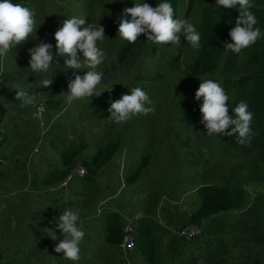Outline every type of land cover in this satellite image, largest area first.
<instances>
[{
    "label": "rangeland",
    "instance_id": "374dc122",
    "mask_svg": "<svg viewBox=\"0 0 264 264\" xmlns=\"http://www.w3.org/2000/svg\"><path fill=\"white\" fill-rule=\"evenodd\" d=\"M213 1L193 0V8L189 10L190 0H176L175 18L187 19L199 30L202 9ZM68 2L69 0L25 2V5L36 10L37 39L33 33L30 39L17 45L9 53L5 66H1L0 70V90L14 88L16 85L35 87L31 92L38 95L37 103L49 97L54 99L52 102L57 101L56 94L39 86V80L45 76L35 74V77L27 68L30 58L27 49L42 41L52 44L55 53L53 34L66 19ZM70 3L69 6L76 8L88 23L94 26L99 24L104 32L110 28L109 22L114 15L121 18L123 9L134 6L133 0H71ZM180 44H150V50L142 57L139 66L137 63L133 65L131 62L114 61L105 53V61L97 69L104 72L98 88L108 90L102 91L99 96L79 100L71 105L65 102L53 105L52 102L44 101L48 124L44 134L34 116L36 105L21 108L17 105L9 106L8 112L0 121V140L7 137L15 143L14 146L21 144V148H12V151L14 149L19 153L20 161L16 162L15 167L16 175L22 179L29 174L33 175L35 167L44 172L48 168H62L61 154L73 145L80 146L82 151L71 168L78 164L84 166L83 162L91 160L100 146L112 140L118 133L121 134L118 152L93 178L99 185V193L96 189L91 190V184L87 183L90 178L77 180L69 187L72 201L70 207L79 212L82 222L89 215L92 219L91 225L82 224L83 230L90 226V240L95 244L91 243L90 256L84 264H121L117 249L101 246L105 232L106 205H114V209L117 206L138 207L154 223H162L163 226L167 223L169 230L161 225L159 228L162 240L160 251L167 264H186L189 255L196 256L198 264H217L222 259L233 257L243 246L237 245L233 240V230H229L222 241L218 238L219 234L211 235L220 229L219 221L216 222L214 230L211 229V221L207 222L206 233L204 225L200 227V234L192 241L180 239L178 234L182 227L190 224L189 215L201 203L197 190L202 185H220L226 177H233L235 182L243 184L244 203L235 210L219 215V219L231 226L240 221L257 196L264 193V162L260 164V173L254 176L256 180L249 181L253 174L247 160L227 154L224 137L220 138L219 134L210 137L203 124L185 120L178 98L187 77L188 63L193 61L198 50L192 49L183 35ZM98 46L102 47L101 43ZM54 62L59 66L53 65L47 74L52 78L64 76L72 80L74 74L82 76L86 71L83 68L66 71L62 58L55 55ZM10 78L11 81L6 82ZM136 86L148 94L155 106V112L137 114L123 124H114L108 119L110 102L119 99L121 94L129 93ZM2 102L9 105L4 100ZM226 104L231 105L230 99ZM228 114L230 116L229 111ZM147 153H150L148 168L134 183L124 188L122 179V182L128 184L127 178L133 174ZM16 177L13 174L10 177L3 176L2 179ZM7 216L0 213L2 226L9 224L8 219H5ZM241 233L247 236L248 230ZM205 236L210 238L209 243L204 242ZM84 239L85 236L80 245ZM241 255L246 257L249 253ZM38 260L41 261V258ZM80 260L82 261L81 253ZM228 261L233 262L230 259ZM135 264H145V261L139 255L135 258Z\"/></svg>",
    "mask_w": 264,
    "mask_h": 264
},
{
    "label": "trees",
    "instance_id": "16d2710c",
    "mask_svg": "<svg viewBox=\"0 0 264 264\" xmlns=\"http://www.w3.org/2000/svg\"><path fill=\"white\" fill-rule=\"evenodd\" d=\"M27 1L14 0V2L22 4H25ZM70 1L68 2L69 5L71 4ZM146 1L152 7H155L160 2V0ZM175 1L170 0L174 9V18ZM69 5L66 6V11L68 12L66 17L71 15L81 16L76 8ZM189 6V10H191L193 8V0H190ZM221 11V9L215 6V0L207 3L202 9L199 23L201 48L198 50L193 61L188 63L187 77L182 85L178 101L181 105L185 120L200 122V101L194 98L195 92L201 82L199 78H212L217 80L229 95L231 107H235L240 101L248 104V110L253 113L250 139L244 144L238 143L235 135L224 136V140L227 154L241 156L247 160L248 166L253 174L248 180L253 181L256 180L254 176L260 173L261 162H264V35L238 54L223 50L224 43L230 40L228 32L234 26L238 12L235 9H226L222 13ZM251 11L257 19L256 27H259L262 33H264V0H253ZM119 19L120 17L118 15H114L113 19L109 22L110 28L104 32L105 39L101 42V45L105 53L114 61L131 62L133 65L137 63L139 66L142 57L150 50V43L144 40L146 37L143 34L138 37L135 43H128L127 41L121 40L117 36ZM227 21H232L233 23L229 24ZM5 62L3 66H5ZM10 81L11 78L6 80V82ZM70 81L71 79L64 76L52 78V83L48 87V90H51L52 94H56L57 97L55 100L57 101L52 102L54 99L51 100L49 97L47 100H42L43 103L45 101V103L52 102L53 105L63 104V93L67 92V84ZM22 87L30 93L35 90V87ZM11 89L13 88L8 87V89L2 88L0 90V121L8 112L9 106L17 105L20 108L23 106L20 100L14 99V90ZM51 93L49 94L51 95ZM3 100L9 105H5L2 102ZM40 102L36 104L34 109H36ZM231 107L229 109L230 116L233 115ZM120 142L121 134L118 133L112 140L100 146L91 157V160L83 162L88 171L87 175L74 177L68 183L67 188L77 180L90 178L87 183L91 184V190L96 189L99 193V185L93 178L114 158L119 150ZM11 143L7 137H2L0 140V167L7 168L12 163L16 164V162H19L18 158L14 156L15 153L12 151V147H8ZM81 151V147L76 145L63 151L61 154L63 167H58L50 172L44 178L45 183H59L58 185H60L70 173L71 166L75 164ZM149 164L150 153H147L142 157L141 162L135 168L133 174L127 178L128 184L122 182V179L121 184H125L124 188L130 186V183H134L148 168ZM232 178L226 177L220 185L205 184L200 186L197 192L201 203L196 211L189 215L188 222L199 227L204 225L206 233L207 226L205 224L207 222L211 221L213 225L210 226L214 230L216 222L219 221L221 224L220 229L211 233V235L219 234L218 238L220 241H222L221 239L224 238L229 230L234 231L232 238L237 245H243L242 248L239 249L240 251L237 254H233V257L222 259L217 264H264V193L257 196L254 204L235 225L231 226L224 220L219 219V215L237 209L245 200L243 184L235 182L236 179ZM34 182V179L29 176L24 181V183L30 184L31 186L34 185ZM64 190L66 191V187ZM111 195L113 196V194ZM113 206L106 205L104 208L105 232L103 244L108 249H117L121 264H127L118 249V244L123 237V213L121 212L126 211L129 206L122 208L117 206L115 209ZM95 218H93L94 221H96ZM90 220H92L91 216H86L83 223L91 225ZM161 224L154 223L153 219L149 216H143L140 219L136 236V252L132 258L134 264L135 258L139 257V255L143 258L145 264H167L162 259L160 251L162 240L159 228ZM166 224L164 226L161 225V227L163 226V228L165 227L169 230V225ZM22 227L25 230L20 232ZM35 227V221L28 219L20 223L18 216L12 221H9V224L2 226L0 223V264H71V261L54 257L55 254L49 248V239L47 237L41 238L35 232ZM247 230V236L241 235V232ZM179 237L186 241L193 240H188L180 235ZM204 242L209 243L210 238L205 236ZM174 243L172 245H175ZM246 252L249 253L248 256L241 255ZM38 258H41V261ZM229 259L233 260V262H229ZM187 260L186 264H198V258L196 256L189 255ZM76 264L84 263L80 260Z\"/></svg>",
    "mask_w": 264,
    "mask_h": 264
},
{
    "label": "clouds",
    "instance_id": "9594fccd",
    "mask_svg": "<svg viewBox=\"0 0 264 264\" xmlns=\"http://www.w3.org/2000/svg\"><path fill=\"white\" fill-rule=\"evenodd\" d=\"M133 3V7L123 9L118 22L117 36L121 40L135 43L143 34L146 37L144 40L150 44L181 45L180 38L183 35L192 49L201 48V32L189 20L174 18V9L170 0H160L155 7L150 6L146 0H133ZM215 6L222 10L221 13L226 9H235L238 12L234 26L228 32L230 40L224 43L223 50L238 54L264 35L261 29L256 27L257 19L251 11L253 0H215ZM35 17V8L14 0H0V66H3L13 48L30 39L33 33L36 36L38 27ZM86 22L85 18L78 15L66 17L53 34L55 53L52 44L42 41L27 49L30 57L27 68L35 77V74L45 76L39 80L41 89L48 88L52 83V76L47 75L52 66H59L54 62V55L62 58L66 71L86 69L82 76L74 74V79L67 84V92L63 93L67 105L99 96L102 91L108 90L98 88L104 77V72L97 70L105 61V51L98 46L105 39L104 29L99 24L94 26L88 22L87 26H84ZM227 23L233 22L227 21ZM199 80L201 82L194 98L200 101V123L206 129L207 135L211 137L219 134L220 138L235 135L240 144L248 141L252 133L253 119L248 104L240 101L235 107H231L226 104L230 99L229 95L217 80L212 78H199ZM11 90H14V99L20 100L23 106L36 105L38 96L35 92L30 93L19 85ZM229 107L232 109V116L228 114ZM155 110L148 94L141 87L136 86L132 87L129 93L121 94L119 99L110 102L108 119L119 125L131 120L137 114L147 115L154 113ZM51 223L54 227L42 229L45 236L58 241L54 251L63 253V259L76 264L80 259V243L85 236L79 212L65 208L58 217H53ZM58 231L62 237L60 239L57 237Z\"/></svg>",
    "mask_w": 264,
    "mask_h": 264
},
{
    "label": "crops",
    "instance_id": "0c3cea01",
    "mask_svg": "<svg viewBox=\"0 0 264 264\" xmlns=\"http://www.w3.org/2000/svg\"><path fill=\"white\" fill-rule=\"evenodd\" d=\"M14 145L15 143H11V145L7 146L9 148H21V144L16 146ZM13 152L15 153L14 156L20 161L19 153L15 152L14 149ZM15 166L16 164L12 163L10 167H0V213H5L8 215L5 218L6 220L8 219V221H12L17 216L19 217L20 223L23 220L28 219L35 221V232L38 233L41 238H46L47 236H45V232L42 228L54 227V224L51 223L53 217H58L63 209L71 208L70 206L72 205V201L70 198V188L66 187L65 191V187H62L61 184L55 185V183H45L44 178L56 167L53 170L48 168V170L46 169V172H44V170L41 171L39 167L38 169L35 167L34 171L32 172L33 175L29 174V177L33 178L35 181L34 185L31 186L30 184L24 183L27 176L22 179L16 175L17 167ZM13 174H15L17 177L12 179H2L3 176L10 177ZM88 227H86L87 229L84 230L85 239L80 245L83 263L89 258L92 248V242L90 240L91 231L90 229L88 230ZM24 230L25 229L22 227L20 232H23ZM57 237L58 239L62 238L59 234V231L57 232ZM47 238L49 239L50 243L49 248L51 249L52 253L55 254L54 257L62 258L63 253H56L54 251L55 244L58 241H53L49 237ZM92 244L95 245L94 243ZM101 246L106 247L103 243ZM71 264H73V262H71Z\"/></svg>",
    "mask_w": 264,
    "mask_h": 264
},
{
    "label": "built area",
    "instance_id": "2783aa9c",
    "mask_svg": "<svg viewBox=\"0 0 264 264\" xmlns=\"http://www.w3.org/2000/svg\"><path fill=\"white\" fill-rule=\"evenodd\" d=\"M38 108L40 111L38 112ZM46 107L43 102H40L34 112V116L36 120L40 124L43 129V134L46 132L47 121L45 119ZM81 169H83V174H81ZM88 171L85 166L78 164L74 168L71 169L70 173L66 177V179L61 183L62 187H67L68 183L74 177H83L87 175ZM123 213V237L122 240L118 244V249L122 253L124 259L127 264H134L132 258L136 252V236H137V228L139 225L140 219L144 216L143 211L139 210L138 207L128 208ZM201 232L199 226L194 224H188L182 227L178 234L182 237H185L188 240H192L197 237Z\"/></svg>",
    "mask_w": 264,
    "mask_h": 264
}]
</instances>
